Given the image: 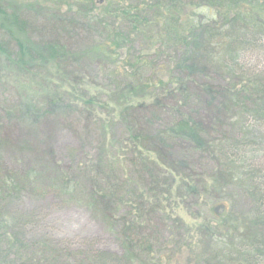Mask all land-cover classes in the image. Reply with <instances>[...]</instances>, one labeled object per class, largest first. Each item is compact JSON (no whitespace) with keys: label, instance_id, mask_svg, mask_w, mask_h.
Segmentation results:
<instances>
[{"label":"trees","instance_id":"obj_1","mask_svg":"<svg viewBox=\"0 0 264 264\" xmlns=\"http://www.w3.org/2000/svg\"><path fill=\"white\" fill-rule=\"evenodd\" d=\"M21 1L0 0V21L24 36L14 40L19 59L34 60L44 51L69 80L94 61L121 77L104 100L93 96L79 104L58 95L47 105L61 101L69 110L81 105L92 121L96 105L111 101L120 113L117 119L99 120L101 133L124 125L129 154L122 159L131 172L115 173L117 159L104 153L102 142L98 159L86 157L67 168L45 146L38 152L44 172L32 169L22 180L13 171L3 174L0 163V264H174L184 250L195 264H264V180L255 175L264 165V99L254 109L258 125L250 126L248 119L250 105L264 93V70L242 67L237 55L249 41L247 49L264 45V13L258 8L264 0H103L102 7L94 0ZM236 21L261 41L245 39L247 33L232 37ZM82 24L102 34L86 51L63 42L67 26L75 30ZM5 44L0 43V54L9 59ZM154 122L162 126L155 132L149 129ZM6 139L0 136V147ZM207 159L214 171H197ZM254 164H260L259 171L253 172ZM44 179L45 193L99 217L121 251L80 250L28 237L26 228L37 214L17 208L14 200L33 189L26 185ZM176 179L174 191L188 195L183 205L201 220L195 234L166 211L176 196L171 190ZM241 199L251 202L246 212L236 207Z\"/></svg>","mask_w":264,"mask_h":264},{"label":"rangeland","instance_id":"obj_2","mask_svg":"<svg viewBox=\"0 0 264 264\" xmlns=\"http://www.w3.org/2000/svg\"><path fill=\"white\" fill-rule=\"evenodd\" d=\"M15 1L22 2L21 0ZM94 2L96 6L102 7L103 0H94ZM262 2L263 0H259V3ZM258 8L261 10L259 13H264V7L259 6ZM92 14L94 17L102 18L98 13ZM87 19L88 17L85 18V20ZM70 26L66 27L67 33L63 35V42L67 41L75 50H89L102 39L99 28L88 29L86 24H82L79 28L72 30ZM232 27H234L231 29L232 37L237 38L247 33L248 37L245 35V39L257 38L258 42L261 41L251 34L252 28H245L239 21L234 22ZM18 31L8 21H0V43L8 44H5L4 48L8 46L6 50L9 55V59H5L0 54V136L8 138L6 143H2L0 147V163L3 174L13 171L22 180L32 169L43 173L44 160L38 157V152L45 146L53 149L55 159L65 165V168L75 164L76 161L79 164L85 163L83 160L86 161V157H90L91 161H94L98 159L101 142L106 143L104 153L111 160L114 157L117 159L113 165L115 173L119 176H126L125 174L130 173L131 169L129 172V166L122 159L129 154L124 147L128 137L125 135L124 125L119 122V125H113L110 131L104 135L101 133L100 119L105 121L111 117L117 119L120 113L119 110L113 108L111 101H108L109 105L100 107L96 105L97 114L94 113L92 121L87 118L90 114L81 111V105L77 110L66 109L61 101H57L50 109L47 105L48 99L57 100L58 95L64 97V100L66 99L68 102H78L79 104L93 96L104 100L111 94V90H114L122 82L121 77L115 76L113 73L107 74L108 70L101 66L102 63L94 61L87 64L86 72L78 73L69 80L67 79L68 74L66 75L56 62L48 60L43 50L39 56H36L37 58L33 55L34 60H30L27 56L19 59L16 56L18 48L14 40L22 39L24 36ZM35 38L38 37L35 36ZM251 44V41L245 43L243 51L238 49V62L244 68L264 70V45L255 49H247ZM119 52L122 58L127 57L125 49ZM150 71L146 75L151 74ZM263 99L264 93L258 96L257 103L250 105L252 111L251 115L248 114L250 126L258 125V122L255 121L254 109ZM11 111L14 114L11 115L12 117H8V112L10 114ZM44 113H46V117L41 118ZM164 116L167 117L169 114L166 113ZM147 119L145 118L144 121ZM164 121L166 122V119L163 120V126ZM261 125L264 126L262 123ZM159 128L162 126L157 122L152 123L149 127L150 131L154 132ZM256 133L254 131V134ZM260 164H254L253 172L260 170ZM212 167L213 162L210 159L201 160L200 168L197 171L211 174L214 171V169L211 170ZM258 167L259 169L256 170ZM255 175L259 181L264 180V165L263 169L256 172ZM25 183L29 184L26 181ZM176 183L177 179L174 184H171L172 193L174 192L176 196L166 203V211L171 210L173 215H177L189 226H192L191 232L195 234V229L201 220L194 219L199 217L198 212H194V216H192L191 212L183 205L182 200L185 198L188 200V195L181 192L182 197L179 191L176 193L174 191ZM44 184L45 179L42 183L34 186L26 185V188L33 187V189L23 190L21 198L14 200L17 208L25 211L31 210L37 214L35 223L26 228L28 237L51 238L62 246L80 250L99 248L117 253L121 251L119 240L106 231V225L99 217L92 215L88 209L80 205L67 202V198L63 196L45 193ZM209 185L210 183H208V188ZM262 189L264 190V186ZM187 190L189 189L187 188ZM231 192L237 194L238 189L234 188ZM209 195L212 197L211 191ZM250 203L248 199H241L236 207L238 210L246 212ZM202 215L205 216L204 213ZM176 262L174 264H195L186 250L179 254Z\"/></svg>","mask_w":264,"mask_h":264}]
</instances>
